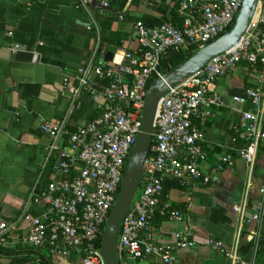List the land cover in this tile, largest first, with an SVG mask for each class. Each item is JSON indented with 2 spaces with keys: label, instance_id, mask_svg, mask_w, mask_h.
<instances>
[{
  "label": "built area",
  "instance_id": "1",
  "mask_svg": "<svg viewBox=\"0 0 264 264\" xmlns=\"http://www.w3.org/2000/svg\"><path fill=\"white\" fill-rule=\"evenodd\" d=\"M79 1L84 7L96 4L105 11L113 10L111 0ZM159 1L174 11L176 22L159 27L136 23L137 47L125 51L120 63L89 64L78 69L75 77L78 85L68 90L76 95L86 90L97 105L98 116L74 132H69L65 124L41 126L42 132L55 142L52 152L59 150V143L63 145L61 161L55 167L58 177L35 200L45 210L44 214L22 217L27 228L18 242L30 251L27 255L33 261L30 264L43 261L56 264L73 256L80 264H104L102 238L140 132L149 86L164 75L162 64L167 57L195 52L227 33L245 0ZM113 11L124 21L120 12ZM243 64L261 67L263 72L256 89L232 98L236 105L250 106L242 111L240 123L235 127L238 136L235 143L242 142L236 152L248 167V181L244 201L233 209L238 216L239 233L245 224L260 222L259 212L248 213L247 199L258 150L264 146V0H259L253 23L235 49L211 60L162 99L140 194L122 223L119 264L147 258L156 259V264H175L173 253L156 244L151 232L158 213L173 221H184L179 211L164 202L165 182L201 181L208 185L214 173L233 164L232 155L227 154L215 169L203 171L206 134L197 122L211 117L215 109L229 108L226 98L214 87ZM17 230V223H0V245H6ZM174 237L178 250L196 246L189 227ZM210 247L221 252L231 264H254L241 259L237 246L227 249L212 241Z\"/></svg>",
  "mask_w": 264,
  "mask_h": 264
},
{
  "label": "crops",
  "instance_id": "2",
  "mask_svg": "<svg viewBox=\"0 0 264 264\" xmlns=\"http://www.w3.org/2000/svg\"><path fill=\"white\" fill-rule=\"evenodd\" d=\"M111 3L113 10H123L124 21L113 10L105 11L96 4L84 7L79 0H0V223L18 224L17 232L3 245L4 256L0 254L6 264H30L18 242L27 228L22 217L44 214L36 197L58 177L55 167L61 161L63 143L52 152L55 142L42 132V124L77 129L99 114L86 90L79 95L68 90L78 85V69L120 63L125 51L137 47L134 18L152 17L163 25L177 21L164 1ZM113 34L117 36L112 38ZM108 54H113L112 62L106 60ZM262 72L261 67L243 64L217 81L214 89L226 98L229 108L215 109L211 117L197 122L206 134L203 171L215 169L227 154L232 155L233 164L214 173L208 185L201 181L165 182L164 202L179 211L184 221L158 213L151 232L156 244L173 253L175 264H231L210 247L212 241L227 249L237 246L245 262L264 264V146L258 150L247 199L248 213L259 212L261 220L245 224L239 233L233 209L244 201L248 181V167L236 152L242 142L235 143V127L242 111L250 106L236 105L232 98L256 89ZM28 85L40 87L37 96L27 94ZM184 227L193 234V249L175 247L174 235ZM56 264L80 263L73 256ZM128 264H156V259Z\"/></svg>",
  "mask_w": 264,
  "mask_h": 264
},
{
  "label": "water",
  "instance_id": "3",
  "mask_svg": "<svg viewBox=\"0 0 264 264\" xmlns=\"http://www.w3.org/2000/svg\"><path fill=\"white\" fill-rule=\"evenodd\" d=\"M259 0H245L234 26L223 36L199 49L181 65L164 73L149 86L142 113L141 128L128 160L126 173L114 209L108 219L101 244L104 264H119L118 246L122 223L130 212L143 179L145 162L151 151L155 122L162 99L201 71L211 60L235 49L242 41L255 18ZM112 62L113 54L106 57ZM40 87L27 86V94L37 96ZM41 264V263H34Z\"/></svg>",
  "mask_w": 264,
  "mask_h": 264
},
{
  "label": "trees",
  "instance_id": "4",
  "mask_svg": "<svg viewBox=\"0 0 264 264\" xmlns=\"http://www.w3.org/2000/svg\"><path fill=\"white\" fill-rule=\"evenodd\" d=\"M123 11V10H122ZM121 13L123 14L124 12ZM134 20L135 23H143L144 25L148 26V27H157V26H161L164 24V22L162 20H158L152 17H146L143 19H132ZM117 35L113 34L112 38H115ZM118 46L120 47L121 45L118 44ZM198 50H196L195 52H197ZM195 52H191L188 54H181V55H170L169 57H167L162 64V71L163 73H166L167 71L181 65L182 63H184L187 59H189ZM69 132H74L76 129H67ZM68 137H65V141H67ZM2 246V247H1ZM3 245H0V254L2 256H4V252H3ZM25 251L24 254H28L30 253L29 250H26L23 248V252ZM22 252V251H21ZM30 263H32L33 261L30 259L29 261ZM41 264H50L47 261H43Z\"/></svg>",
  "mask_w": 264,
  "mask_h": 264
},
{
  "label": "rangeland",
  "instance_id": "5",
  "mask_svg": "<svg viewBox=\"0 0 264 264\" xmlns=\"http://www.w3.org/2000/svg\"><path fill=\"white\" fill-rule=\"evenodd\" d=\"M139 194H140V191H138V193L136 195V199L138 198ZM0 264H6V261L0 260Z\"/></svg>",
  "mask_w": 264,
  "mask_h": 264
}]
</instances>
